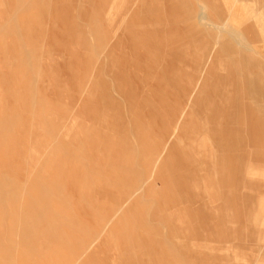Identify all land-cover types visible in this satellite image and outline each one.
I'll list each match as a JSON object with an SVG mask.
<instances>
[{
    "label": "crops",
    "instance_id": "crops-1",
    "mask_svg": "<svg viewBox=\"0 0 264 264\" xmlns=\"http://www.w3.org/2000/svg\"><path fill=\"white\" fill-rule=\"evenodd\" d=\"M202 1L210 25L200 20L199 5L188 0H161L160 40L135 37L133 0H0V44L4 42L7 51L0 59V77L5 73L7 82L6 91L0 79V133L6 151L0 164L6 165L11 157L26 160L17 162L14 173L0 170V263L55 264V249L53 255L34 249L36 235L19 239L24 213L17 204L30 197L17 195L15 187L24 189L30 184H34L37 203L30 204V213L40 222L47 225L60 216L63 225L74 226L76 218H81L95 230L96 240L85 241V251L72 255V264L149 262L151 255H161V238L166 244H175L178 233L174 229L179 223L185 225V236L192 235L190 245L197 246V206L214 205L215 186L209 171L213 159H227V166L229 159H243L236 163L243 166L251 158H264V0H234L231 3L239 1V7L226 16L221 7L229 0ZM94 23L97 29H122L120 35L125 37L110 31L107 38H88L86 30ZM237 23L243 25L249 43L242 41V33L234 27ZM215 24L220 27L216 29ZM115 36L117 43L126 41L124 53H113ZM135 45L143 47L142 52ZM209 85L212 93L203 105ZM5 92L8 112L18 106L21 118L10 113L8 121L2 119ZM185 105L187 109L176 112ZM194 108L206 111L209 118L228 120L205 131ZM167 118L175 120L161 121ZM38 129L45 136L36 138ZM112 138L114 163L107 167L98 155L108 154ZM91 145L94 154L87 155ZM49 155L56 174L46 172L49 177L38 179L42 159ZM85 161H90L92 168H103L102 177L107 181L103 184L108 197L119 200V216L126 211L132 215L143 204H151L144 220L148 229L156 228L153 234L126 244L122 239L126 227L119 216L106 220L83 213L82 207L73 214L52 204V198L66 199L57 188L64 171L68 177L62 182L68 184V195L87 197L82 185L88 182V174L84 166L76 165ZM98 197H104L102 191ZM96 201L90 199L94 208ZM49 234H54L52 225ZM67 234L74 233L67 230ZM178 236L184 237L182 233ZM181 237L177 244L187 245ZM66 263L68 259L56 264Z\"/></svg>",
    "mask_w": 264,
    "mask_h": 264
},
{
    "label": "rangeland",
    "instance_id": "rangeland-1",
    "mask_svg": "<svg viewBox=\"0 0 264 264\" xmlns=\"http://www.w3.org/2000/svg\"><path fill=\"white\" fill-rule=\"evenodd\" d=\"M92 1L97 2L99 0ZM188 1L196 6L199 5V12L201 9H206V6L202 5L204 4V1L202 0ZM231 2H234V0H229V3L226 5H221L224 16L228 14L229 10H232V13L235 12L238 3L234 6ZM132 12L133 18L136 16L133 21L134 28L137 27L135 30L138 31H135V37H160L161 39V0H133ZM201 15L202 14H199V17H201ZM95 16L97 18V15ZM113 16L117 17L115 13ZM120 16L125 17L124 14ZM95 24L96 23L92 25L91 29L86 30V36L88 38L99 36L107 38L110 31L111 34L115 31L94 28L93 26ZM218 27H220V25L215 24V28L217 29ZM234 27L242 33L243 25L237 23ZM116 31L118 32V36H121L122 38L125 37L124 35H120L119 29ZM241 35L242 41L249 43V38L243 35V33ZM114 39H116V36ZM208 39L209 38H207V40ZM125 42V40H119L117 43L116 39L115 45L112 46L114 47L113 53H124L125 47L123 45ZM204 42L200 44V47L204 45ZM3 45L4 42L0 44V59L7 56V51ZM158 47L160 48L159 45ZM134 48H137L139 52H142L143 47L135 45ZM204 56L207 60L208 55ZM1 78L4 81H2V86L7 91L5 73L2 74L0 79ZM191 87L193 88L190 84L189 88ZM211 89L212 85H209L207 95L205 96L206 99H203L202 101L203 105H207V98L209 94L212 93ZM6 93L7 92H5L4 101V108H6V110L5 113L2 114V119L8 121L11 118L10 113L16 114V116L21 118L23 114L18 106H15L11 112H8V95ZM184 109H187L186 105L183 106L182 109L181 107L180 109H177L176 112H181ZM172 112H174V110ZM193 112H197L199 115V121H201V125L205 131L214 129L213 127L218 121L219 124H222V122L224 123L228 120L226 117L224 119L209 118L206 111H200L196 108L193 109ZM174 120L175 119L173 118H167L166 120L161 119V121L165 123L173 122ZM15 129L18 131L20 130L18 127H15ZM42 136H45V134L42 133L41 130L39 131V129L36 130V138ZM207 136L213 137V135L209 133H207ZM3 138L4 134L0 133V156L4 155L6 152L3 147ZM93 144H95V142H93ZM92 145L89 147V151L86 152L87 155L94 154ZM114 147L115 142L114 138H112L108 154L98 155V157L101 158L100 161L107 167H111L114 163ZM50 158L49 155L48 158L45 157L42 159L41 171L37 174L38 179L40 176H46L48 174L46 172H49V174L55 173V168L52 169L50 167ZM20 160L26 161L23 156L19 160L16 157H11L6 165L0 164V170H9L14 173V170H17V162ZM213 161V168L209 171L211 172L215 186L214 205L212 207L204 205L197 206V216L199 221L197 222V228L194 230L199 234V245L197 244L195 247L193 244L190 245L193 243V237L190 234L185 236L184 223H179L177 226L175 224L174 233H178V235L182 233L184 237L175 234L174 245L166 244L161 238V255H151L149 262H137L138 264H264V158H251L247 161L246 165L243 166L236 164L237 162L242 163L243 159H229L228 161L230 164L228 166L224 163L227 159H219L215 157ZM200 164L206 167L203 160L200 161ZM25 165V168L28 169L29 167L27 165L29 164L25 163ZM76 165L78 167L84 166L85 172L88 174V182L82 185V192L87 193V197L82 195L78 198L70 197L68 195V184L67 182L64 184L62 182L68 177L67 171H64V173H61L59 176L61 183L58 184L57 188L61 194L66 196V199L60 200L58 198H52V204L62 206L63 208L70 210L73 214L76 213L78 208L82 207L84 209L83 213H91L94 216L106 220H108V218H117L119 216L117 212L119 200L117 201L108 197V190L103 184L104 182L107 183L106 179L102 177L103 168H98V166H93L92 168L90 161H85L83 163L78 162ZM40 182L42 183L44 180L40 179ZM243 185L246 188H240L244 187ZM42 189L47 194L50 192L46 191L45 188ZM33 191L34 184H30L24 189L21 186L15 187L17 195H27L30 197L29 200L24 202L21 201L17 204L18 209L24 213L22 223L20 224L24 227V230H21L20 233H18L19 239L23 241L30 235H36L38 237V242L34 249H40L44 255H53L52 252L55 249L53 259L55 264L58 260L64 259H68L69 264H72V255H75L79 251H85L83 250L84 242H93L96 240L95 230L87 226L81 218H76L77 222L74 226H71V224H68L67 226L63 225L60 216L55 218V222L52 219L47 225L43 224L35 215H31L30 213V209L32 208V205L30 204L33 203L37 205L33 198ZM99 191H102L104 197H98ZM91 198L97 200L95 208L90 204ZM4 203L6 204V202ZM2 205L3 204L0 203V206ZM150 207L151 204H143L141 208L135 210L134 214L131 215L129 214V211H126V214L119 216L124 219V226L126 227V232L122 238L124 243L128 244L129 241L134 239L141 241L156 231L155 227L148 229L146 227V221L144 220L145 213H148ZM75 217H77V214H75ZM6 220L8 224L10 221L8 219ZM43 220L45 222L47 221L46 218H43ZM51 225L54 230L53 235L49 234ZM119 225L120 224H118L117 227H119ZM67 230H72L74 234L72 236H67ZM191 232L194 231L192 230ZM180 237L188 244L178 245L177 241L181 240ZM208 243L211 245L209 246ZM206 244L207 246L205 247ZM41 245L43 248H40ZM209 247L212 250H210ZM128 248L131 249L130 246H128ZM126 255L129 256V252L126 253ZM32 263L35 264L34 261H32L31 264Z\"/></svg>",
    "mask_w": 264,
    "mask_h": 264
},
{
    "label": "bare ground",
    "instance_id": "bare-ground-1",
    "mask_svg": "<svg viewBox=\"0 0 264 264\" xmlns=\"http://www.w3.org/2000/svg\"><path fill=\"white\" fill-rule=\"evenodd\" d=\"M25 1H26V0H25ZM27 1H28V0H27ZM85 1H86V0H85ZM109 1H110V0H108V2H109ZM115 1H116V0H115ZM101 2H102V1H101ZM108 2H107L106 4H108ZM129 2H130V1H129ZM136 2H138V1H136ZM224 2H225V1H224ZM68 3H69V2H68ZM103 3H104V2H103ZM109 3H110V2H109ZM125 3H126V2H125ZM157 3H158V1H157ZM238 3H239V1H238ZM72 4H74V2H72ZM106 4H105V6H107ZM129 4H130V3H129ZM201 4H202V3H201ZM235 4H236V3H235ZM239 4H240V3H239ZM3 5H4V4H3ZM76 5H77V4H76ZM102 5H103V4H102ZM124 5H125V4H124ZM202 5H203V6H206V5H204V4H202ZM225 5H226V4H225ZM82 6H83V5H82ZM85 6H86V5H85ZM105 6H103V7H105ZM122 6H123V5H122ZM127 6H128V5H127ZM132 6H133V4H132ZM234 6H235V5H234ZM83 7H84V6H83ZM120 7H121V6H120ZM162 7H163V6H162ZM237 7H239V6H237ZM106 8H107V7H106ZM106 8H105V9H106ZM121 8H122V7H121ZM135 8H136V7H135ZM58 9H59V8H58ZM77 9H78V5H77ZM119 9H120V8H119ZM122 9H123V8H122ZM125 9H127V7H126ZM130 9H131V8H130ZM232 9H233V8H232ZM93 10L95 11V9H93ZM93 10H92V11H93ZM3 11H4V10H3ZM79 11H80V10H79ZM94 11H93V12H94ZM81 12H82V11H81ZM171 12H172V11H171ZM173 12H174V11H173ZM197 12H198V11H197ZM200 12H202V15H201V17H200V20L204 23V25H210V24H212V23L209 22V18H208V16H207V9H201ZM2 13H4V12H2ZM130 13H132V12H130ZM180 13H181V12H180ZM229 13H230V12H229ZM82 14H83V13H82ZM109 14H110V13H109ZM109 14H108V15H109ZM174 14H175V13H174ZM177 14H178V13H177ZM188 14H189V13H188ZM192 14H193V13H192ZM3 15H4V14H3ZM3 15H2V16H3ZM124 15H125V14H124ZM126 15H127V14H126ZM76 16H77V15H76ZM132 16H133V13H132ZM214 16H215V15H214ZM232 16H233V15H232ZM232 16H230V17L232 18ZM135 17H136V16H135ZM135 17H134V19H135ZM79 18H80V17H79ZM92 18H93V17H92ZM92 18H91V20H92ZM126 18H127V17H126ZM189 18H190V17H189ZM93 19H94V18H93ZM116 20H117V19H116ZM125 20H126V19H125ZM196 20H197V19H196ZM228 20H229V19H228ZM232 20H233V19H232ZM2 21H3V20H2ZM119 21H121V20H119ZM126 21H127V20H126ZM163 21H164V20H163ZM182 21H183V20H182ZM76 22H77V21H76ZM124 22H125V21H124ZM124 22H123V23H124ZM195 22H196V21H195ZM197 22H198V21H197ZM232 22H234V20H233ZM2 23H3V22H2ZM92 23H93V21H92ZM117 23H118V22H117ZM162 23H163V22H162ZM180 23H181V22H180ZM235 23H236V22H235ZM85 24H86V23H85ZM158 24H159V23H158ZM189 24H191V23H189ZM78 25H79V24H78ZM118 25H119V24H118ZM159 25H160V24H159ZM165 25H166V26H164V27H167V24H165ZM186 25H187V24H186ZM192 25L194 26V24H192ZM234 25H235V24H234ZM85 26H86V25H85ZM88 26H89V25H88ZM154 26H155V25H154ZM182 26H184V25H182ZM187 26H188V25H187ZM197 26H199L198 23H196V27H197ZM123 27H124V26H123ZM123 27H122V28H123ZM164 27H163V28H164ZM194 27H195V26H194ZM196 27H195V28H196ZM223 27H224V26H223ZM223 27H222V28H223ZM78 28H79V27L77 26V29H78ZM84 28H87V27H84ZM84 28H83V30H85ZM124 28H125V27H124ZM136 28H137V27H136ZM136 28H135V29H136ZM140 28H141V27H140ZM218 28H219V27H218ZM114 29H115V28H114ZM129 29H132V28H129ZM138 29H139V27H138ZM142 29H144V28H142ZM207 29H208V28H207ZM223 29H225V28H223ZM230 29H231V28H230ZM121 30H122V29H121ZM121 30H120L119 33H121ZM149 30H150V29H149ZM180 30H181V28H180ZM193 30H194V29H193ZM193 30H192V31H193ZM221 30H222V29H221ZM135 31H137V30H135ZM188 31H189V30H188ZM195 31H197V28L195 29ZM219 31H220V30H219ZM219 31H218V32H219ZM223 31H224V30H223ZM226 31H228V30H226ZM226 31H225L223 34H225ZM115 32H116V31H115ZM137 32H138V31H137ZM189 32H190V31H189ZM193 32H194V31H193ZM182 33H183V32H182ZM235 33H236V32H235ZM122 34H123V33H122ZM193 34H194V33H193ZM231 34L235 35V34L232 33V32H231ZM231 34H229V35H231ZM124 35H125V34H124ZM189 35H190V34H189ZM220 35H221V34H220ZM233 35H232V36H233ZM236 35H237V34H236ZM190 36H191V35H190ZM218 36H219V35H218ZM226 36H228V35H225V37H226ZM82 37H83V36H82ZM194 37H195V36H194ZM223 37H224V36H223ZM228 37H229V36H228ZM228 37H227V38H228ZM130 38H133V37L130 36ZM151 38H152V37H151ZM155 38H158V37H155ZM195 38H196V37H195ZM206 38H207V37H206ZM227 38H226V40H227ZM237 38H238V37H237ZM135 39H136V38H135ZM145 39H147V37H145ZM153 39H154V38H153ZM159 39H160V37H159ZM187 39H188V38H187ZM192 39H193V38H192ZM196 39L198 40V36H197ZM196 39H195V40H196ZM202 39H203V38H202ZM224 39H225V38H224ZM231 39H232V38H231ZM129 40H130V39H129ZM137 40H138V39H137ZM137 40L134 41V42H138ZM160 40H161V39H160ZM193 40H194V39H193ZM199 40H200V39H199ZM199 40H198V41H199ZM205 40H206V39H205ZM217 40H218V38H217ZM226 40H225V42H227ZM237 40H238V39H237ZM131 41L133 42V40H131ZM208 41H210V40H208ZM228 41H229V40H228ZM134 42H133V44H134ZM139 42H140V40H139ZM183 42H184V41H183ZM196 42H197V41H196ZM221 42H223V41H221ZM82 43H83V40H82ZM140 43H142V42H140ZM180 43H181V42H180ZM216 43H217V42H216ZM136 45H138V44L136 43ZM141 45H142V44H140V46H141ZM188 45H189V44H188ZM193 45H194V43H193ZM53 46H54V45H53ZM142 46H143V45H142ZM56 47H60V46H56ZM61 47H62V46H61ZM214 47H215V46H214ZM63 48H65V47H63ZM144 48H145V46H144ZM153 48H154V47H152V49H153ZM157 48H159V47H157ZM186 48H187V47H186ZM193 48H194V47H193ZM157 50H158V49H157ZM160 50H161V49H160ZM195 50H196V49H195ZM213 50H214V48H213ZM81 51H84V50L81 49ZM144 51H145V50H144ZM154 51H155V50H154ZM150 52L152 53V51H150ZM150 52H149V53H150ZM155 52H158V51H155ZM160 52H161V51H160ZM173 52H174V51H173ZM186 52H187V51H186ZM212 52H213V51H212ZM145 53H146V51H145ZM175 53H176V52H175ZM146 54H147V53H146ZM157 54H158V53H156V56L158 57ZM198 54H200V53H198ZM202 54H203V53H202ZM186 56H187V55H186ZM213 56H214V55H213ZM183 57H184V56H183ZM210 57H211V56H210ZM158 58H160V57H158ZM184 58H185V57H184ZM212 58H213V57H211V60H212ZM5 60H6V59H5ZM209 61H210V59H209ZM167 62H168V61H167ZM170 62H172V61H170ZM189 62H190V61H189ZM157 63H158V65H159V62H157ZM173 63H174V62H173ZM153 64H154V63H153ZM210 64H211V63H210ZM207 65H208V64H207ZM207 65H205V67H206ZM159 66H160V65H159ZM176 67H177V66H176ZM208 67H209V66H208ZM177 68H178V67H177ZM205 69H207V68H205ZM205 69H204V70H205ZM159 70H160V69H159ZM157 71H158V70H157ZM159 76H161V75H159ZM162 80H163V79H162ZM80 100H81V99H80ZM68 101H69V100H68ZM69 102H70V101H69ZM69 102H68V103H69ZM71 102H72V101H71ZM77 104H78V103H77ZM77 104H76V105H77ZM72 105H73V104H72ZM66 107H67V106H66ZM68 107H69V104H68ZM73 107H74V106H73ZM3 109H4V107H3ZM69 112H70V111H69ZM2 113H3V110H2ZM150 114H151V112H150ZM151 115H152V114H151ZM152 116H153V115H152ZM149 118H150V117H149ZM152 118H153V117H152ZM157 163H158V162H157ZM156 166H157V165H156ZM158 168H159V167H157V169H158ZM142 188H143V187H142ZM112 220H113V219H112ZM112 220H111V221H112ZM108 225H109V224H108ZM105 231H106V230H105ZM103 233H104V232H103ZM103 233H102V234H103ZM100 238H101V236H100ZM80 260H81V259H80ZM66 264H67V263H66Z\"/></svg>",
    "mask_w": 264,
    "mask_h": 264
}]
</instances>
